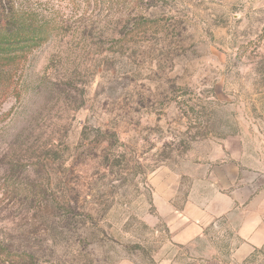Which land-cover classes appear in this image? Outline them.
<instances>
[{
  "label": "rangeland",
  "instance_id": "obj_1",
  "mask_svg": "<svg viewBox=\"0 0 264 264\" xmlns=\"http://www.w3.org/2000/svg\"><path fill=\"white\" fill-rule=\"evenodd\" d=\"M25 4L54 28L0 68V240L21 264H192L208 242L173 221L264 153V0Z\"/></svg>",
  "mask_w": 264,
  "mask_h": 264
},
{
  "label": "crops",
  "instance_id": "obj_2",
  "mask_svg": "<svg viewBox=\"0 0 264 264\" xmlns=\"http://www.w3.org/2000/svg\"><path fill=\"white\" fill-rule=\"evenodd\" d=\"M234 159L229 160V189L216 190L207 201L189 200L173 221L178 245L208 242L204 249L191 250L192 264H264V153ZM221 225L225 233L209 234Z\"/></svg>",
  "mask_w": 264,
  "mask_h": 264
},
{
  "label": "trees",
  "instance_id": "obj_3",
  "mask_svg": "<svg viewBox=\"0 0 264 264\" xmlns=\"http://www.w3.org/2000/svg\"><path fill=\"white\" fill-rule=\"evenodd\" d=\"M53 28L54 24L25 0H0V68L21 64L50 38ZM25 260L24 253L0 240V264H21Z\"/></svg>",
  "mask_w": 264,
  "mask_h": 264
}]
</instances>
